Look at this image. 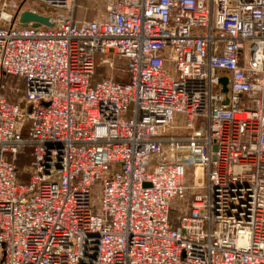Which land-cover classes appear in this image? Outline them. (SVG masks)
I'll use <instances>...</instances> for the list:
<instances>
[{"label": "built area", "instance_id": "obj_1", "mask_svg": "<svg viewBox=\"0 0 264 264\" xmlns=\"http://www.w3.org/2000/svg\"><path fill=\"white\" fill-rule=\"evenodd\" d=\"M35 1L1 13L0 264H264V0Z\"/></svg>", "mask_w": 264, "mask_h": 264}, {"label": "rangeland", "instance_id": "obj_2", "mask_svg": "<svg viewBox=\"0 0 264 264\" xmlns=\"http://www.w3.org/2000/svg\"><path fill=\"white\" fill-rule=\"evenodd\" d=\"M3 1L4 0H0V22H4V19L1 17V13L4 9ZM8 1H18L20 3L24 2L25 6H27V7L32 5V4H35L38 7V9H41V10H44L46 8V6L44 4L39 3L38 1H35V0H8ZM94 1L95 0H78V2L83 5V7H84V5H91V6L96 5L98 8L96 10H104V0H97L98 1L97 3H95ZM83 7H81V9H83ZM79 10L80 9L78 6L77 12H76L77 16L81 15V13H79ZM96 10H95V12H96ZM95 12L93 11V14H95ZM84 14L85 13L83 12V15ZM100 58H101V55L98 56L99 60H100ZM122 62H124V60H118V63H122ZM110 71H111V69L106 64H104V65L100 64L97 68V75H98V77H100L99 75H101L102 73H106V72H110ZM115 72H116L115 74L117 76H120V80L127 81L130 78V74L127 72H122V71H118V70H116ZM3 83L7 87L9 85H13L16 87L19 86L20 88H22L24 86V82L19 77L15 76V75H9V76L5 77L3 79ZM5 91L8 92L7 90H5ZM9 96L12 97L13 95H11L9 93ZM16 96L18 97L19 95H16ZM32 160H33V157L31 154H24V155L20 156V159L18 161V166H19V171H20L18 177H19L20 181H22L24 183L29 181L30 173L27 171V168L31 165ZM192 170L190 169L191 172H192ZM193 180L194 179H193L192 174H190L188 172L187 182L191 183V182H193ZM176 215H177V211L173 210L172 211V217L175 218Z\"/></svg>", "mask_w": 264, "mask_h": 264}, {"label": "water", "instance_id": "obj_3", "mask_svg": "<svg viewBox=\"0 0 264 264\" xmlns=\"http://www.w3.org/2000/svg\"><path fill=\"white\" fill-rule=\"evenodd\" d=\"M20 20L23 23H26L29 20H34L36 24H39L40 22H43L47 25L52 24L49 16L44 15L42 13H39L37 11H33L31 9H24L20 14ZM220 81L222 83V91L227 92V90H228V85H227L228 76L227 75L221 76ZM226 100H227V98L225 99V101ZM214 148H215V146H214Z\"/></svg>", "mask_w": 264, "mask_h": 264}, {"label": "crops", "instance_id": "obj_4", "mask_svg": "<svg viewBox=\"0 0 264 264\" xmlns=\"http://www.w3.org/2000/svg\"><path fill=\"white\" fill-rule=\"evenodd\" d=\"M77 8H78V6H77ZM79 13H81V15L79 16V17H81L82 15H83V12L86 14V16H88V17H93L95 14H93V11L91 10H88V11H85L84 9H81V6H79ZM76 12H77V9H76ZM84 14V15H85ZM92 14V15H91ZM83 15V16H84Z\"/></svg>", "mask_w": 264, "mask_h": 264}, {"label": "trees", "instance_id": "obj_5", "mask_svg": "<svg viewBox=\"0 0 264 264\" xmlns=\"http://www.w3.org/2000/svg\"><path fill=\"white\" fill-rule=\"evenodd\" d=\"M116 77H117L118 79H120V76H117V75H116ZM25 154H26V153H25ZM22 155H24V154H22Z\"/></svg>", "mask_w": 264, "mask_h": 264}]
</instances>
